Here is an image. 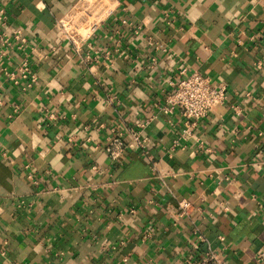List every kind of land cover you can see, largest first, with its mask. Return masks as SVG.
<instances>
[{"label": "crops", "instance_id": "crops-1", "mask_svg": "<svg viewBox=\"0 0 264 264\" xmlns=\"http://www.w3.org/2000/svg\"><path fill=\"white\" fill-rule=\"evenodd\" d=\"M81 14L73 42L58 21ZM0 16L27 39L0 59V264H264V0H0ZM23 58L26 90L7 74ZM183 70L227 87L188 138L164 110ZM146 119L157 169L133 147L113 166L112 129Z\"/></svg>", "mask_w": 264, "mask_h": 264}, {"label": "built area", "instance_id": "built-area-1", "mask_svg": "<svg viewBox=\"0 0 264 264\" xmlns=\"http://www.w3.org/2000/svg\"><path fill=\"white\" fill-rule=\"evenodd\" d=\"M2 18L4 17L0 16V19ZM89 21V15L81 14L58 21V26L65 30L66 35L75 42L78 36L83 35L84 25L90 23ZM2 26L4 25L2 24ZM11 37L15 41L23 43L27 41L18 30L10 37L5 32H0V59L9 56L10 49L14 44ZM254 66L264 72V60H257ZM182 73H185L184 77L177 82H171L175 89L173 94L168 97V105L164 110L168 113L178 111L184 119L185 127L180 136L188 138L192 135V129L197 127L199 122L206 118L212 110L225 104L227 87L224 83L214 82L210 77L204 76L198 71L186 74V70H183ZM7 74L15 83L20 79L25 80V90L32 87L37 81L36 74L26 58L21 60L15 71H9ZM150 122V119H146L137 122L135 125L124 124L121 128L112 129V134L108 137L104 149L113 166L124 165L128 151L133 147L147 156L153 170L157 169V163L147 149L151 138L145 130ZM175 145H178V141L175 142ZM193 206V203L188 199L180 200L178 202V216L181 218L189 216ZM199 238L203 239V236L200 235ZM221 239L224 240V237ZM256 260L259 263L264 262V244L259 249ZM192 264L228 263L220 250H210L201 260L194 261Z\"/></svg>", "mask_w": 264, "mask_h": 264}]
</instances>
